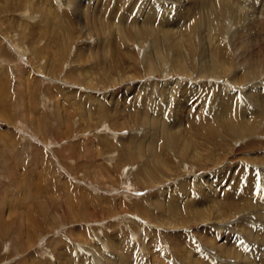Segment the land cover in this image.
Segmentation results:
<instances>
[{
	"label": "rangeland",
	"instance_id": "rangeland-1",
	"mask_svg": "<svg viewBox=\"0 0 264 264\" xmlns=\"http://www.w3.org/2000/svg\"><path fill=\"white\" fill-rule=\"evenodd\" d=\"M199 262L264 264V0H0V264Z\"/></svg>",
	"mask_w": 264,
	"mask_h": 264
},
{
	"label": "bare ground",
	"instance_id": "bare-ground-1",
	"mask_svg": "<svg viewBox=\"0 0 264 264\" xmlns=\"http://www.w3.org/2000/svg\"><path fill=\"white\" fill-rule=\"evenodd\" d=\"M159 51V50H158ZM160 53H158V57L161 59L162 57L159 55ZM162 54V53H161ZM177 54H178V58H177V61L178 63L180 64V70L183 72V73H186L187 72V65H186V62L182 59V56H181V50H180V46L177 48ZM148 60V59H147ZM150 61V60H149ZM153 65V63H152ZM186 144V143H185ZM199 154V153H198ZM154 155V154H153ZM198 157V156H197ZM199 159V158H198ZM163 161V160H162ZM199 161V160H198ZM150 164V163H149ZM161 165V164H160ZM150 166V165H149ZM148 166V164L145 165V167L143 168L142 170V173H141V179L143 181V184L144 185H150L152 183H150V180H153L151 177H150V174H151V169L150 167ZM167 168V167H166ZM150 183V184H149ZM155 185V184H154ZM218 206V205H217ZM220 206H218L219 208ZM221 210V209H220ZM204 221V220H203ZM220 222V221H219ZM205 223V222H204ZM185 224V223H184ZM212 224V223H211ZM214 224V223H213ZM171 225V224H170ZM175 225V224H174ZM187 225V224H186ZM177 225H175L174 227H176ZM180 226V225H179ZM178 227V226H177ZM176 227V228H177ZM219 227V226H217ZM251 227V226H248V228ZM172 228V227H171ZM215 229V228H214ZM239 229V228H238ZM252 229V227H251ZM221 230V229H220ZM226 230V229H225ZM247 230V229H246ZM218 231V230H217ZM244 232V231H243ZM250 232V231H249ZM255 232V231H254ZM215 233V232H214ZM251 233V232H250ZM253 234V233H252ZM224 235V234H223ZM220 236V234L218 235V237ZM222 236V235H221ZM216 237V236H215ZM228 240V238H227ZM214 241V240H213ZM221 242V241H220ZM212 243V242H210ZM105 246V245H104ZM243 246V245H242ZM241 248V245L240 247ZM193 250V249H192ZM222 250V249H221ZM241 250V249H240ZM201 253V252H200ZM189 255V254H188ZM224 255V254H223ZM242 255V254H241ZM233 256V255H232ZM235 256V255H234ZM244 256V255H243ZM227 257V256H226ZM239 257V256H238ZM254 257V256H253ZM189 258V257H188ZM232 258V257H231ZM190 259V258H189ZM188 259V260H189ZM202 259V258H201ZM245 259V258H244ZM108 260H109V257H108ZM139 260V259H138ZM196 260V259H195ZM202 261V260H200ZM125 262H128L127 260H125ZM198 262V261H196ZM210 262V261H209ZM204 263V262H203ZM212 263V262H211ZM122 264V263H120ZM125 264V263H124ZM200 264V262H199Z\"/></svg>",
	"mask_w": 264,
	"mask_h": 264
}]
</instances>
